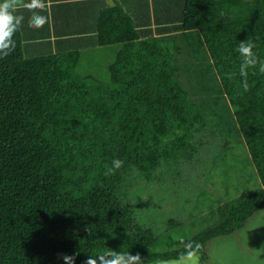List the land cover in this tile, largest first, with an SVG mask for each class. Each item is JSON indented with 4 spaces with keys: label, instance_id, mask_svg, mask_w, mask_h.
<instances>
[{
    "label": "trees",
    "instance_id": "1",
    "mask_svg": "<svg viewBox=\"0 0 264 264\" xmlns=\"http://www.w3.org/2000/svg\"><path fill=\"white\" fill-rule=\"evenodd\" d=\"M164 5L153 14L156 30L164 31L157 35L117 2L99 8L94 35L73 32L88 37L70 45L60 43L64 27L46 14L47 6L40 13L47 22L38 29L29 27L31 12L17 10L24 20L15 50L0 58V264H64L58 254L75 252V264H83L109 248L159 262L185 251V245L155 247L156 229L137 219L124 185L131 172L152 179L163 163L192 156L207 124L232 133L175 80L177 24L201 33L260 181L221 204L218 223L190 239L200 245L195 253L264 207V74L250 68L244 91L236 51L250 38L264 60V0ZM114 158L123 165L106 175Z\"/></svg>",
    "mask_w": 264,
    "mask_h": 264
},
{
    "label": "rangeland",
    "instance_id": "2",
    "mask_svg": "<svg viewBox=\"0 0 264 264\" xmlns=\"http://www.w3.org/2000/svg\"><path fill=\"white\" fill-rule=\"evenodd\" d=\"M180 8L179 5V11ZM175 40L181 46L175 52V80L202 104L203 110L211 111L210 118L219 115L220 127L231 126L232 133L226 136L218 126L207 124L195 139L200 143L199 148L189 158L163 163L154 170L152 179L137 171L128 175L124 183L128 193L125 200L135 206L138 220L154 226L155 247L165 251L181 248L185 241L216 225L224 201H235L260 185L201 33L190 31ZM103 59L107 62L108 54ZM106 71L99 75L105 77ZM227 139L229 144L221 156H216ZM207 170L211 173L203 177ZM177 261L175 258L159 262L141 260L140 264H177ZM190 264H264V207L230 234L212 238L205 251L193 255Z\"/></svg>",
    "mask_w": 264,
    "mask_h": 264
},
{
    "label": "clouds",
    "instance_id": "3",
    "mask_svg": "<svg viewBox=\"0 0 264 264\" xmlns=\"http://www.w3.org/2000/svg\"><path fill=\"white\" fill-rule=\"evenodd\" d=\"M44 0H2L0 2V58L8 56L15 50L16 43L13 39L15 33L19 30L24 20L22 15H16L19 8H26L32 13L29 18V27L42 28L47 22V17L40 13L45 9ZM40 10V11H38ZM255 44L250 38L241 40L237 46L241 63L239 65V76L242 78L241 87L244 91H248V70L256 69L264 74V60H261L253 51ZM234 73H227L228 79H233ZM123 161L114 158L111 167L107 168L106 175L114 174L115 170L121 168ZM85 231L91 235V229L85 228ZM200 245L195 241H185V251L178 258L177 264H190L193 255ZM79 252L73 254L59 253L58 258L63 259L64 264H75ZM141 257L139 254L132 255L130 252L109 248L101 252L90 254L83 261V264H140Z\"/></svg>",
    "mask_w": 264,
    "mask_h": 264
},
{
    "label": "crops",
    "instance_id": "4",
    "mask_svg": "<svg viewBox=\"0 0 264 264\" xmlns=\"http://www.w3.org/2000/svg\"><path fill=\"white\" fill-rule=\"evenodd\" d=\"M166 0H45L47 6L46 14L50 13L49 17L58 20L63 25V31L59 34L58 38L61 44H73L72 39H80L81 41L87 40V35H71L73 32L88 31L89 34L95 32L94 24L97 20L98 10L103 6L120 3L126 11L141 24H148L153 27V34L157 35L163 30H156V25L153 14L156 9L162 12L165 9ZM149 19L151 22H149ZM150 23V24H149ZM166 31H168L166 29ZM176 32V33H175ZM186 34L180 29L179 24L174 26L172 33L176 36ZM88 34V35H89ZM57 36V35H56ZM55 35L52 38H56Z\"/></svg>",
    "mask_w": 264,
    "mask_h": 264
}]
</instances>
